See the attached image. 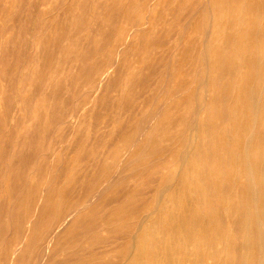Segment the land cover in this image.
<instances>
[{"label": "rangeland", "instance_id": "obj_1", "mask_svg": "<svg viewBox=\"0 0 264 264\" xmlns=\"http://www.w3.org/2000/svg\"><path fill=\"white\" fill-rule=\"evenodd\" d=\"M262 48L264 0H0V264L255 260Z\"/></svg>", "mask_w": 264, "mask_h": 264}, {"label": "bare ground", "instance_id": "obj_2", "mask_svg": "<svg viewBox=\"0 0 264 264\" xmlns=\"http://www.w3.org/2000/svg\"><path fill=\"white\" fill-rule=\"evenodd\" d=\"M208 33V32H207ZM204 44V43H203ZM204 46V45H203ZM204 49V48H203ZM262 49H264V48H262ZM207 67V66H206ZM104 80V79H103ZM206 80V79H205ZM201 111V110H200ZM199 110L197 111V112H200ZM196 126V125H195ZM248 150L246 149V151H245V153L248 155L249 153L247 152ZM246 155V156H247ZM248 162V161H247ZM185 168V167H184ZM178 172H180V171H178ZM254 168L252 167V166H250V163H247L246 164V167L244 168V177H245V179H247V181H246V185H245V188H247V192H248V197H250V198H253V199H255L256 197H257V195H258V191L256 190V185L254 184V179H255V177H254ZM177 175H178V173H177ZM192 179V178H191ZM180 180V179H179ZM188 180H190L189 178L187 179V177H185V179H183L182 178V182H186L187 183V190H186V193H188V192H190L192 195H195V193H196V186H195V184H194V182H192V180H190V182L188 181ZM237 181H238V179H237ZM244 181V180H243ZM242 181V182H243ZM189 183H191V184H189ZM242 184V183H241ZM243 185V184H242ZM174 186V185H173ZM172 186V187H173ZM242 187V186H241ZM244 187V186H243ZM168 188V187H167ZM168 190V189H167ZM167 190H165V191H167ZM236 190H239V189H236ZM240 191V190H239ZM239 191H237L238 192V194H240L239 193ZM233 193H235L234 191H233ZM243 195V194H242ZM160 196V195H159ZM233 196V195H232ZM42 197V196H41ZM96 197V196H95ZM188 197V196H187ZM235 197V195L232 197V198H234ZM240 197V196H239ZM243 197V196H242ZM240 198V199H243V198ZM161 197H159V199H160ZM96 200V199H95ZM194 200V199H193ZM232 200V199H231ZM244 200V199H243ZM235 201V200H234ZM187 202H188V200H187ZM238 202H240V200L238 201ZM207 203V202H206ZM173 204V203H172ZM242 204H244V203H242ZM207 205V204H206ZM232 205V204H231ZM189 206V205H188ZM199 206V205H198ZM203 206V205H202ZM235 206V205H234ZM204 207V206H203ZM230 207V206H229ZM233 207V206H232ZM257 207V206H256ZM199 208H201V207H199ZM208 208V207H207ZM234 208V207H233ZM240 208V207H239ZM232 209V208H231ZM243 209V208H242ZM194 210V209H193ZM206 210V209H205ZM223 210V209H222ZM235 210V209H234ZM244 210V209H243ZM191 211V210H190ZM198 211H199V209H198ZM203 212H204V210H202ZM224 211V210H223ZM231 211H233V209L231 210ZM242 211V210H241ZM207 212V211H206ZM178 213V212H177ZM202 213V212H201ZM205 213V212H204ZM231 213H234V211L233 212H231ZM246 213L247 214H245V219H244V221L245 222H248L249 224H248V226H249V228H250V230H249V234H250V241L251 242H253V244H254V246L255 247H257L258 248V254L257 255H255V260H253L252 262H250L249 264H264V211H262V210H260V208L259 207H257V208H255L253 211H246ZM186 213L184 212V211H182L180 214H178V217H180V221H181V224L183 225V223H184V221H182V216H184ZM235 214V213H234ZM234 214H232V217H233V215ZM187 215V214H186ZM188 215H191L192 217H193V219H190L189 220V222H186V226H185V228H187V232H184L183 233V235H182V237L180 238V241L177 243V245H175V243H174V241H171V242H173V244H174V246H172V247H170V246H167V245H165L164 243V246H162L161 248H160V251L159 250H155V253L156 252H161V253H159L158 255H157V257H159L162 253H163V255L164 256H167V254H166V252L165 251H170V252H172V251H179V255H180V253H182L183 254V251L184 250H186V247L187 246H190V244H191V247L193 248V250L195 249H199V247L202 245V244H204L205 246H206V248H209V246H213V244H211L212 242H214V239H211V237H206V238H204L203 237V235L200 233V231H198V227H199V225L201 224H199V220H198V222H196V218H194V214H191V212H190V214H188ZM202 215V214H201ZM205 215H206V213H205ZM230 215V214H229ZM177 216V215H176ZM175 216V217H176ZM235 216V215H234ZM202 217V216H201ZM236 217V216H235ZM69 218V217H68ZM229 218H230V216H229ZM238 218V217H237ZM236 218V219H237ZM165 219V218H164ZM227 219V218H226ZM241 219V218H240ZM66 220V219H65ZM202 220V219H201ZM230 220H231V218H230ZM229 220V221H230ZM243 220V219H242ZM176 221V220H175ZM203 221V220H202ZM232 221V220H231ZM231 221H230V224H231ZM236 221V220H235ZM238 221H239V219H238ZM237 221V222H238ZM67 222V221H66ZM144 222V221H143ZM201 222V221H200ZM233 222V221H232ZM243 222V221H242ZM213 223H214V221H213ZM215 223H216V221H215ZM233 224V223H232ZM231 224V225H232ZM245 224V223H244ZM65 225V224H64ZM161 225H163V224H161ZM179 225H180V223H179ZM234 225V224H233ZM241 225V224H240ZM246 225V224H245ZM175 226V225H174ZM184 226V225H183ZM183 226H180V229H181V232H182V229H184V227ZM190 226V227H189ZM239 226V225H238ZM63 227V226H62ZM173 227V226H172ZM183 227V228H182ZM234 227V226H233ZM241 227V226H240ZM239 227V228H240ZM139 229H140V226L138 227ZM231 228H232V226H231ZM175 229V228H174ZM174 229H172V230H174ZM201 229V228H200ZM234 229H236V228H234ZM165 230V229H164ZM240 229H238V231H239ZM162 231V230H161ZM175 231V230H174ZM197 231H198V233H197ZM236 231V230H235ZM180 232V231H179ZM234 232V230L232 231V233ZM162 233H164V232H162ZM162 233H160V235L162 234ZM169 233H170V231H169ZM173 233V232H172ZM203 233L205 234V232L203 231ZM236 233V232H235ZM234 233V234H235ZM136 234H137V232H136ZM158 234V233H157ZM171 234V233H170ZM177 234V233H176ZM182 234V233H181ZM240 234H241V231H240ZM165 235V234H164ZM178 235V234H177ZM238 235H239V233H238ZM242 235V234H241ZM135 236H137V235H135ZM178 236H180V234L178 235ZM206 236V235H205ZM244 236V235H243ZM143 237H144V234H143ZM175 237V236H174ZM135 238V237H134ZM133 238V239H134ZM140 238V237H139ZM164 238H166V236L164 237ZM170 238H171V236H170ZM173 238V237H172ZM172 238H171V240H172ZM179 238V237H178ZM241 238V237H240ZM132 239V240H133ZM146 239L147 238H145V241H146ZM177 239V238H176ZM216 239V238H215ZM231 239V238H230ZM141 241H142V239H140ZM164 240V239H163ZM163 240H161V242L163 241ZM218 240V239H217ZM216 240V241H217ZM134 241V240H133ZM132 241V242H133ZM150 240L149 239H147V241L144 243V247H146V245L149 247V245L151 246L152 245V243H151V241L149 242ZM230 241H232V243H233V240H230ZM144 242V238H143V241L140 243V244H142ZM218 242V241H217ZM169 243V242H168ZM216 243V242H215ZM232 243H230V244H232ZM235 243H237V242H235ZM133 244V243H132ZM136 244L134 243V245H133V247L135 246ZM172 245V244H171ZM237 245V244H236ZM236 245H234V246H236ZM240 245V244H239ZM211 246V248H213ZM232 246V245H231ZM254 246H253V248H254ZM136 247V246H135ZM154 246L152 245V247H150V248H153ZM216 247V246H215ZM228 247V246H227ZM201 248V247H200ZM217 248V247H216ZM222 248V247H221ZM235 248V247H234ZM159 249V248H158ZM220 249V248H219ZM135 251H136V249H134ZM172 250V251H171ZM188 250V249H187ZM231 250V249H230ZM235 250V249H234ZM237 250V249H236ZM251 250H253V249H251ZM17 251V250H16ZM189 251V250H188ZM133 252V251H132ZM210 252V251H209ZM222 252V251H221ZM227 252V254L229 253V249L226 251ZM235 252V251H234ZM251 252V251H250ZM253 252V251H252ZM178 253V252H177ZM185 253V252H184ZM197 253V252H196ZM199 254H201L200 252H198ZM203 254H204V252H202ZM231 253V252H230ZM236 254L238 253V252H235ZM175 254H176V252H175ZM220 254V253H219ZM256 254V253H255ZM133 255V254H132ZM193 255V254H192ZM207 255V254H206ZM213 255H215L214 254V252H213ZM212 252H211V254L210 255H208V259H211V260H213V262H215L216 261V259H213L212 258ZM229 255V254H228ZM155 256V255H154ZM171 256V255H170ZM184 256V255H183ZM191 256V255H190ZM197 256V255H196ZM216 256V255H215ZM223 256V255H222ZM231 256V255H230ZM244 256H246V255H244ZM138 257V256H137ZM180 257V256H179ZM203 257H204V255H202V256H198V257H196V259L198 258V262H199V264H207L206 262H203L202 261V259H203ZM13 258V257H12ZM132 258V257H131ZM140 258V257H139ZM171 258H172V256H171ZM230 258V257H229ZM229 258H228V260H229ZM236 258H237V255H236ZM134 258H132V260H133ZM160 259V258H159ZM167 259H169V256H167V257H165L164 259H163V261L165 262V260H167ZM178 259V258H177ZM180 259V258H179ZM178 259V260H179ZM182 259H184L186 262L188 261H190L191 259H186V257H184V258H182ZM195 259V258H194ZM218 259H219V256H218ZM224 259V258H223ZM176 260V259H175ZM177 260V261H178ZM184 260H182V261H184ZM239 260V259H238ZM129 261H130V259H129ZM157 261V260H156ZM229 261H233L232 260V258H230V260ZM228 261V262H229ZM142 262V261H141ZM195 262H196V260H195ZM195 262H194V264H195ZM226 262V261H225ZM130 263H131V261H130ZM177 263H179V261L177 262ZM180 263H182V262H180ZM218 263V262H217ZM230 263V262H229ZM238 263H239V261H238ZM140 264V263H139ZM142 264V263H141ZM146 264H154L152 261H149L148 263H146ZM185 264V263H184ZM190 264H192V261H190ZM223 264V263H222ZM240 264V263H239Z\"/></svg>", "mask_w": 264, "mask_h": 264}]
</instances>
